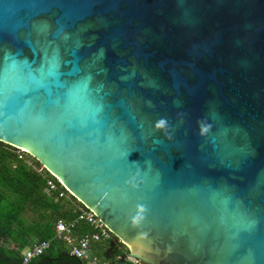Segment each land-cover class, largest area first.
I'll list each match as a JSON object with an SVG mask.
<instances>
[{
    "label": "water",
    "instance_id": "95a60500",
    "mask_svg": "<svg viewBox=\"0 0 264 264\" xmlns=\"http://www.w3.org/2000/svg\"><path fill=\"white\" fill-rule=\"evenodd\" d=\"M0 140L142 264H264V0H0Z\"/></svg>",
    "mask_w": 264,
    "mask_h": 264
},
{
    "label": "trees",
    "instance_id": "16d2710c",
    "mask_svg": "<svg viewBox=\"0 0 264 264\" xmlns=\"http://www.w3.org/2000/svg\"><path fill=\"white\" fill-rule=\"evenodd\" d=\"M29 158L37 166L42 165L34 157ZM48 175V171L37 172L26 160L20 159L12 145L0 143V264H22L24 248L34 241L49 239L51 247L33 258L31 264H88L70 255L67 245L54 238L56 222L73 220L76 206L70 199L56 200L55 195L46 192ZM71 199L78 203L74 196ZM27 212H31V217L26 216ZM91 230V226L81 222L75 232L83 234ZM9 241L14 243L13 247H9ZM121 247L113 253L114 261L106 256L109 264H132L118 258L128 251L125 244Z\"/></svg>",
    "mask_w": 264,
    "mask_h": 264
},
{
    "label": "built area",
    "instance_id": "2783aa9c",
    "mask_svg": "<svg viewBox=\"0 0 264 264\" xmlns=\"http://www.w3.org/2000/svg\"><path fill=\"white\" fill-rule=\"evenodd\" d=\"M3 142L0 140V143ZM5 143V142H4ZM13 146V145H12ZM15 152L20 159H24L37 172L43 173L48 171L43 165L37 166L30 157L26 149L13 146ZM49 172V171H48ZM46 192L53 194L56 200L71 199L72 194L63 182L49 172L47 177ZM76 216L73 220L66 221L59 219L55 224L54 238L63 241L69 249V254L87 261L88 264H109V259L106 256L99 255L92 252V246L98 242H113L121 247L123 243L114 233L104 224L92 209H88L78 201L75 203ZM81 222H86L92 227L91 232L77 234L76 227ZM52 240H38L32 242L22 253V264H31V260L43 253L51 247ZM124 244V243H123ZM122 249V247H121ZM125 251L123 255L119 254L118 258H123L130 261L132 264H142L138 259H135L127 254Z\"/></svg>",
    "mask_w": 264,
    "mask_h": 264
},
{
    "label": "crops",
    "instance_id": "0c3cea01",
    "mask_svg": "<svg viewBox=\"0 0 264 264\" xmlns=\"http://www.w3.org/2000/svg\"><path fill=\"white\" fill-rule=\"evenodd\" d=\"M70 201H72V203L75 204V202L72 199H70ZM27 214L30 215L31 212H27L26 216H27ZM13 246H14V243L12 241H9V247H13ZM118 249H121V247H119L116 244H113V242H101V243L98 242V243H94L93 246H92V251L93 252H95V253L100 252V255L107 256L110 259L112 257L113 261L115 260V255L114 254L116 253V251ZM24 251H25V248L23 249L22 253Z\"/></svg>",
    "mask_w": 264,
    "mask_h": 264
},
{
    "label": "rangeland",
    "instance_id": "374dc122",
    "mask_svg": "<svg viewBox=\"0 0 264 264\" xmlns=\"http://www.w3.org/2000/svg\"><path fill=\"white\" fill-rule=\"evenodd\" d=\"M76 203H77V202H76ZM27 216H29V217H30V216H31V214H30V215H28V214H27ZM113 244H114V243H113ZM25 249H26V248H25Z\"/></svg>",
    "mask_w": 264,
    "mask_h": 264
}]
</instances>
